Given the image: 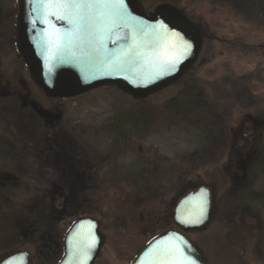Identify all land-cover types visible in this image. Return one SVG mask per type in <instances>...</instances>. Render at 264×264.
<instances>
[{
    "label": "rangeland",
    "instance_id": "obj_1",
    "mask_svg": "<svg viewBox=\"0 0 264 264\" xmlns=\"http://www.w3.org/2000/svg\"><path fill=\"white\" fill-rule=\"evenodd\" d=\"M134 1L145 15L165 6L201 27L194 62L144 98L122 84L52 98L33 80L20 48L19 0H0V163L7 150V157L15 154L9 144L18 138L25 150L37 147L33 159L51 160L48 171L53 156L61 169L75 163L78 176L89 163L105 171L91 185L77 177L76 186L61 172L51 187L2 172L0 192L10 195L0 193V258L18 248L33 264H54L68 221L92 216L103 236L94 264H130L152 238L177 228L174 205L203 184L211 218L188 236L206 263L264 264V0ZM181 92L191 97L177 102ZM121 117L137 125L118 128ZM41 145L50 150L42 153ZM65 186L69 203L58 195Z\"/></svg>",
    "mask_w": 264,
    "mask_h": 264
},
{
    "label": "water",
    "instance_id": "obj_2",
    "mask_svg": "<svg viewBox=\"0 0 264 264\" xmlns=\"http://www.w3.org/2000/svg\"><path fill=\"white\" fill-rule=\"evenodd\" d=\"M127 11L135 20L142 21L147 25L165 24L170 31L178 32L183 40L190 45V48L181 56L176 64L175 70L162 76L153 78L148 67L137 70L128 69L121 73H110L102 65L83 60H73L71 63L50 64L45 60L49 53L42 43L44 32L48 26L37 20L33 26V18L37 13L33 11L32 0H19L18 11V40L22 52L25 54L29 72L35 83L42 89L48 97L71 98L81 95L93 88L105 84H122L127 91L134 96L142 98L178 80L185 70L196 59L201 46V27L197 24L189 23L179 16L169 7H159L152 15L142 13L134 0H124ZM58 29L68 27L66 22L57 21L55 17H49ZM123 43V42H122ZM117 46L109 43L108 48L115 49ZM49 66L52 71L49 72ZM203 201L204 216L200 223H184L195 218V213L199 211V204ZM211 197L210 190L199 185L195 189L187 191L178 199L173 208V222L177 228H169L152 238L137 254L131 264H150L151 256L145 253L153 245L163 242H176V237L182 238L186 244L185 253L196 264H207L201 250L188 236L189 232H194L204 228L211 218ZM91 231L95 237V247L87 259L86 264H94L100 253L103 237L99 231V222L92 216H84L70 224L63 239V255L58 264H78V257L74 254L76 242ZM174 234V235H173ZM0 264H30L29 254L25 250L16 249L1 259Z\"/></svg>",
    "mask_w": 264,
    "mask_h": 264
},
{
    "label": "snow or ice",
    "instance_id": "obj_3",
    "mask_svg": "<svg viewBox=\"0 0 264 264\" xmlns=\"http://www.w3.org/2000/svg\"><path fill=\"white\" fill-rule=\"evenodd\" d=\"M33 26L37 20L48 26L42 43L50 64L71 63L73 60L94 61L110 73L148 67L153 78L175 70L181 56L190 48L183 37L159 23L147 25L130 16L124 0H32ZM66 22L58 29L49 19ZM123 42V43H122ZM109 43L116 45L109 49ZM48 71H52L49 66ZM204 216L203 201L195 218L184 223H200ZM174 235V234H173ZM95 247V237L89 231L74 246L78 264H86ZM186 242H159L145 253L150 264H196L185 253ZM143 264V262H141Z\"/></svg>",
    "mask_w": 264,
    "mask_h": 264
},
{
    "label": "flooded vegetation",
    "instance_id": "obj_4",
    "mask_svg": "<svg viewBox=\"0 0 264 264\" xmlns=\"http://www.w3.org/2000/svg\"><path fill=\"white\" fill-rule=\"evenodd\" d=\"M7 130L8 129H5V131H7ZM57 132L58 131H55V133H57ZM0 144H1V142H0ZM6 145H7V143H6ZM54 145L52 146L53 148L56 147V144H54ZM14 146H16V152H15V154L13 156L7 157L8 155H10L9 152H8V150H7V153H6V162L5 163H0V174L2 172H5V174L8 175V176L18 177V179L20 181L24 177L25 178H28V176H31L35 180H39V181L47 180L48 182H47L46 186L47 187H51L56 182L59 181V178L61 177V172H63V173H66L67 176L69 175V176L72 177V183H73L74 186H76V183H75L76 178L77 177L82 178L83 176H85L86 182L90 183L89 185H91L92 181H101L103 179L104 174H105V171L102 172V174H101L99 172V169L98 168H96V167L94 168L92 166L93 164L92 163H89V164L84 165V167L81 169V170H83L84 173L83 174H79V176H78V173L76 172L75 163L69 162V164H70L69 167L71 168L70 171L65 170V168L61 169L59 167V161H61L60 160V157H54V156L52 157L53 164H51L53 166L51 168H53L54 170L53 171H48L49 168H50V166L48 165V163L51 161L49 158H45L43 160L44 163L43 162L41 163V162H38L37 161V160H39L38 158L33 159V157H32L33 155H35L34 150L37 147L34 148V146H31V150L30 151H29V149L25 150L23 148L22 141H20L18 138H16V142L14 144H9L10 150H12L14 148ZM38 148L40 149V151L42 153L44 151H46V150L47 151L50 150V149H45V145H41ZM25 152H26V155H27L26 157H24V153ZM37 153H38V150H37ZM66 155L67 154L65 153V157H66ZM28 156L30 157V159H28ZM30 161L33 162L34 167L29 169V167L25 166V163L28 164V165H30L29 164ZM0 162H1V159H0ZM15 170H17L18 172H16ZM89 175H91V177ZM1 186H3V185H1ZM59 186H60V184H59ZM65 187L63 189L61 188L62 190H60L58 192V195H60L59 197H63L64 203H66L65 200H68V203H69V198H67L68 197L67 191H68L69 187H66V188ZM57 189H58V186H56V188H55V193L57 192ZM48 190H50V189H48ZM74 190L76 191V188H74ZM7 192L8 191H3V192L1 191L0 193H4L7 196L10 195ZM70 197H71V195H70ZM210 197H211V194H210ZM210 209H211V205H210ZM79 218H81V217H74V218H72L71 220L68 221V223L66 224V230H65V232L63 234V237L65 236L66 232L70 228V224L71 223H74ZM16 249H18V248H16ZM16 249H14V250H16ZM21 250H25V249H21ZM10 252H12V251H10ZM100 252H101V250H100ZM3 258L4 257H2L1 259H3ZM29 258H30V254H29ZM1 259H0V261H1Z\"/></svg>",
    "mask_w": 264,
    "mask_h": 264
},
{
    "label": "trees",
    "instance_id": "obj_5",
    "mask_svg": "<svg viewBox=\"0 0 264 264\" xmlns=\"http://www.w3.org/2000/svg\"><path fill=\"white\" fill-rule=\"evenodd\" d=\"M38 86V85H37ZM166 87V86H165ZM40 88V87H39ZM164 88V87H163ZM41 89V88H40ZM162 89V88H161ZM42 90V89H41ZM44 93V92H43ZM128 93H130L129 91H128ZM130 94H132V93H130ZM133 95V94H132ZM184 95V96H183ZM134 96V95H133ZM191 97V95H189L188 93H186V92H181L180 94H179V96L177 97V102L179 101V99L180 100H182L183 98H185V99H188V97ZM134 97H136V96H134ZM146 97V96H145ZM137 98H139V97H137ZM142 98H144V97H142ZM172 104V103H171ZM168 109V108H167ZM137 112L140 114V116H141V118H142V120H145L146 118H148L146 115H147V109L146 108H144V107H140V108H138L137 109ZM169 114H171V115H175V114H177V112L176 111H174L173 110V112H170L169 111ZM122 118H124V117H121V119L120 120H118V128H125V126L128 124V123H132V122H130V121H128L127 119H122ZM135 120H139V118L138 117H136L135 118ZM147 121V120H146ZM137 124H136V121L134 122V124L132 123V126L133 127H135ZM144 124H140V126L139 127H141V128H144ZM119 130V129H118ZM121 131H122V129H120ZM139 130H141V129H139ZM121 131H119V133L121 132ZM99 181H93L92 183L94 184V183H98ZM68 198V197H67ZM157 224V223H156ZM9 253V252H8ZM8 253H6V254H4L2 257H4L5 255H7ZM62 254H63V251H62ZM62 254H61V256L54 262V264H58V262H59V260L61 259V257H62ZM1 257V258H2ZM33 255H31L30 254V264H33V261H34V259H33ZM0 258V259H1ZM35 258V257H34Z\"/></svg>",
    "mask_w": 264,
    "mask_h": 264
}]
</instances>
